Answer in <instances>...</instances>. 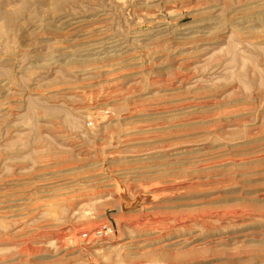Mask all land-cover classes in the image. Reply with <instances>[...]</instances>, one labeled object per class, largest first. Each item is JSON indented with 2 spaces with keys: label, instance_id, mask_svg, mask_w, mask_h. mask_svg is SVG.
<instances>
[{
  "label": "rangeland",
  "instance_id": "374dc122",
  "mask_svg": "<svg viewBox=\"0 0 264 264\" xmlns=\"http://www.w3.org/2000/svg\"><path fill=\"white\" fill-rule=\"evenodd\" d=\"M148 252L264 264V0H0V264Z\"/></svg>",
  "mask_w": 264,
  "mask_h": 264
},
{
  "label": "built area",
  "instance_id": "2783aa9c",
  "mask_svg": "<svg viewBox=\"0 0 264 264\" xmlns=\"http://www.w3.org/2000/svg\"><path fill=\"white\" fill-rule=\"evenodd\" d=\"M114 234V228L109 224H101L94 230L88 233L81 234L83 241H102L109 239Z\"/></svg>",
  "mask_w": 264,
  "mask_h": 264
},
{
  "label": "water",
  "instance_id": "95a60500",
  "mask_svg": "<svg viewBox=\"0 0 264 264\" xmlns=\"http://www.w3.org/2000/svg\"><path fill=\"white\" fill-rule=\"evenodd\" d=\"M140 196H137V198H135V200H133L132 202H128L123 200L122 201V209L125 211H133L137 208V206L142 205L146 203V198L142 197L143 200H139ZM145 199V201H144Z\"/></svg>",
  "mask_w": 264,
  "mask_h": 264
},
{
  "label": "bare ground",
  "instance_id": "6f19581e",
  "mask_svg": "<svg viewBox=\"0 0 264 264\" xmlns=\"http://www.w3.org/2000/svg\"><path fill=\"white\" fill-rule=\"evenodd\" d=\"M117 183H119V182H117ZM139 200H143L142 199V196H140V198H139ZM144 201H145V199H144ZM144 204L142 203V205H139V206H137V208L139 209L141 206H143ZM144 207H147V206H144ZM150 215V214H149ZM144 216V215H143ZM148 217V216H147ZM147 224H150V223H147ZM153 224V223H152ZM154 225V224H153ZM152 225V226H153ZM145 228V227H144ZM150 228V227H149ZM146 229V228H145ZM147 230H148V228H147ZM150 230H152L151 228H150ZM146 231V230H145ZM153 231H155V230H153ZM157 231V230H156ZM199 252H202V251H199ZM127 254H130V253H127ZM156 256V253H154V252H148V253H141L140 255H139V260L140 259H142V260H144V261H147V262H151L150 264H152L153 262L151 261V260H153V258ZM155 264V263H154Z\"/></svg>",
  "mask_w": 264,
  "mask_h": 264
}]
</instances>
